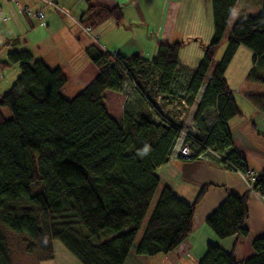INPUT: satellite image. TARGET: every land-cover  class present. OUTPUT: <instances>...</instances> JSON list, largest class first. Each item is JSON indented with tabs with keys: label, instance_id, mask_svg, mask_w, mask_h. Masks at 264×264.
<instances>
[{
	"label": "trees",
	"instance_id": "obj_1",
	"mask_svg": "<svg viewBox=\"0 0 264 264\" xmlns=\"http://www.w3.org/2000/svg\"><path fill=\"white\" fill-rule=\"evenodd\" d=\"M235 3L211 0L213 36L209 44L201 45L203 57L196 69L179 65L182 43L158 42L150 61L112 56L92 46L84 55L97 75L71 100L60 93L66 79L58 68L51 69L25 50L7 54L0 67L17 65L19 74L0 96V226L26 238V254L53 261L56 242L78 264H125L156 194L135 254L166 256L187 239L205 187L191 205L160 187L154 172L168 162L181 128L153 117L149 106L157 109L156 97L189 106L206 82L192 118V138L203 149L192 161L211 155L210 150L226 171L250 172L232 148L228 122L242 115L224 74L236 51L245 48L252 54L246 81L264 85V0L257 14L242 13L229 26L225 51L214 64ZM107 20L120 24V10L88 7L80 25L93 29ZM181 71L188 79L178 85ZM153 72L156 76L151 77ZM124 84L148 90L147 104L134 91L148 114L129 116L124 109L120 121L109 116L104 94L120 93ZM248 100L264 112L263 96ZM1 109L9 111V119ZM248 184L251 192L264 198V168ZM246 202V195L228 191L207 216L205 224L217 239L233 238L237 243L247 236ZM251 249L253 256L238 262L232 251L207 244L197 264H264V236L255 239ZM0 264H11L2 236Z\"/></svg>",
	"mask_w": 264,
	"mask_h": 264
},
{
	"label": "crops",
	"instance_id": "obj_2",
	"mask_svg": "<svg viewBox=\"0 0 264 264\" xmlns=\"http://www.w3.org/2000/svg\"><path fill=\"white\" fill-rule=\"evenodd\" d=\"M53 1L59 9L67 10L68 15L46 6L41 0H0V63L6 61L8 53L25 50L51 69L58 68L66 79L60 92L66 100L73 99L97 75L96 68L84 55L89 47L122 58L135 56L150 61L155 57L158 42L182 43L178 55L179 65L186 70H193L203 57L201 45L209 44L213 36L211 0ZM259 6L260 0L255 3L253 0H236L228 27L240 14L255 11ZM88 7L117 8L122 14V21L116 24L113 20H107L85 33L80 22ZM38 12L43 15L41 20L36 18ZM16 67H0V96L8 91L17 78L19 71ZM8 69L12 71H4ZM248 71L243 75L245 79L232 90L227 84L242 115L241 118L230 120L228 128L233 150L242 158L245 168L256 176L264 168V112L256 109L248 97H264V85L248 83ZM179 75L187 81V72L181 71ZM205 87L206 82L201 86L193 104L188 106L185 115L173 106L174 103L158 97L154 99V105L168 118H184L189 121L193 118ZM235 91L240 96L237 99ZM103 103L109 116L116 121L121 120L124 109L129 116L138 112L149 113L128 84H124L120 93L105 92ZM179 146L178 140L168 162L157 168L154 175L160 187L167 188L188 205L194 203L205 187L194 209L191 233L172 253L141 259L139 264H197L207 244H217L226 252L232 251L238 262L252 257L250 254L248 258H237L242 239L237 243L230 238L217 239L206 226L205 220L225 199L228 191L239 196L246 195L248 215L244 225L249 234V220L254 212L264 228V199L250 191L240 174L223 169L213 155L206 154L190 162L181 161L178 158ZM261 233L264 235L263 230ZM22 263L30 264L29 258L26 256Z\"/></svg>",
	"mask_w": 264,
	"mask_h": 264
},
{
	"label": "rangeland",
	"instance_id": "obj_3",
	"mask_svg": "<svg viewBox=\"0 0 264 264\" xmlns=\"http://www.w3.org/2000/svg\"><path fill=\"white\" fill-rule=\"evenodd\" d=\"M253 2L255 3L256 0H253ZM260 8H258V9L256 8L255 11H250L248 14L249 15H255L259 12ZM234 21H235V19H233V22ZM228 32H229V27H228L222 41L220 42V44L218 45V47L215 51L214 64L218 63L221 60V57L225 51L226 44H227L226 40H227ZM251 58H252V54L248 50H246L245 48L240 47L236 51L232 61L228 65V68L226 69L225 74H224V76H225L224 79L226 80L227 84H229V86L231 88L230 90L235 88L234 86L238 85L240 83V81L243 80V78L245 79V77H243V75L247 70L250 71V69H251ZM17 69L18 68L16 67V70ZM4 71L10 73L12 70L8 69V70H4ZM209 75H210V72L208 73V76ZM150 76L154 77L156 75L153 72ZM178 78L179 79L177 80V84L182 85L184 83V80L182 78H180V75H178ZM234 95H235L236 99L238 97H240L236 93V91H235ZM173 106L175 107V105H173ZM1 113L5 119L10 118V113L8 110L1 109ZM162 114L164 115L163 112H162ZM166 118H168V117H166ZM168 119L171 121L177 120V119H173V118L172 119L168 118ZM189 121L191 122L192 118H190ZM157 197H158L157 194L153 197L152 202H151L149 208L147 209V211L144 215L140 230H139V232L136 236V239H135V241H134V243L130 249V252H129V255L127 258V262L125 264H139L141 259H145L144 257L137 256L135 254V250H136V247L139 243V240L141 239L145 225H146L147 221L149 220L151 213L153 212ZM260 214H261V209L259 212V216H260ZM262 215L264 216V210L262 211ZM260 222H261V220L258 219V217L256 216V213L254 212V215L249 220V226L251 228V231L246 238L241 240L242 241L241 243H243V244H240V246H239V250L240 249L241 250H240V254L237 255L238 256L237 258H248L250 256V254L253 255V251L251 249V243L255 239L264 236V235H261L262 230L264 232V228H263V226L261 227ZM0 236H2L5 240V246H6V250H7L8 256L10 258L11 264H24V263H22V260L26 259V256L29 258L30 264H78V262L60 244H58L56 242L53 243V249H54V255H55L53 261L42 262V261H40V257L37 254L28 255L24 252V248H25V245L27 243V241L25 240L26 239L25 237L16 236V235L8 232L6 229H4L1 226H0ZM230 239H233V238H230ZM228 241H232V240H228ZM234 244H235V242H234Z\"/></svg>",
	"mask_w": 264,
	"mask_h": 264
},
{
	"label": "built area",
	"instance_id": "obj_4",
	"mask_svg": "<svg viewBox=\"0 0 264 264\" xmlns=\"http://www.w3.org/2000/svg\"><path fill=\"white\" fill-rule=\"evenodd\" d=\"M44 2V4L46 6L52 7L53 9L60 11L62 14L64 15H68V11L63 9V8H58L55 4L53 0H41ZM28 13V12H27ZM36 18L38 20H41L43 18L42 13L38 12L36 13ZM83 31L85 33H89L90 29L89 28H83ZM115 54H112V56H114ZM133 91H135L139 97L145 101V103H148L147 100V91L148 90H140L137 87H135V85L130 87ZM153 91H155V89H153ZM160 99V97H158ZM174 105L176 107H178L179 111L182 112V114L185 115L186 110L188 109V105L185 103V101H178L175 102ZM150 108V112L152 113L153 117L156 118L157 121H161V122H165L166 118L163 114L162 111L160 109H155L154 107L149 106ZM169 120V119H168ZM173 122V124H175V126L180 127V134H179V138L178 140L180 141V146H179V150H178V158L181 161L184 162H190L192 161V158L194 157L195 153L198 152V150L200 148L203 149V146L200 145V148L196 147L195 145V140L192 138V135L194 134L195 130L193 128L192 125V121H186L184 118L182 119H177L176 121H171ZM208 153H210L211 155L215 156L218 159H221L220 157L216 156L212 151L207 150ZM242 179L248 184V182H253L254 181V175L251 172H247L246 175H241ZM249 186V184H248ZM250 188V187H249ZM257 195V194H256ZM257 197H259L260 199H264L263 197L257 195Z\"/></svg>",
	"mask_w": 264,
	"mask_h": 264
},
{
	"label": "clouds",
	"instance_id": "obj_5",
	"mask_svg": "<svg viewBox=\"0 0 264 264\" xmlns=\"http://www.w3.org/2000/svg\"><path fill=\"white\" fill-rule=\"evenodd\" d=\"M145 152H147V148H145V150H144Z\"/></svg>",
	"mask_w": 264,
	"mask_h": 264
}]
</instances>
